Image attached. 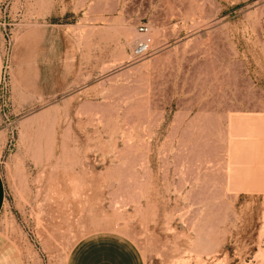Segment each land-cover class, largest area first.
Returning a JSON list of instances; mask_svg holds the SVG:
<instances>
[{
    "label": "rangeland",
    "instance_id": "rangeland-1",
    "mask_svg": "<svg viewBox=\"0 0 264 264\" xmlns=\"http://www.w3.org/2000/svg\"><path fill=\"white\" fill-rule=\"evenodd\" d=\"M0 175V264H264V0H0Z\"/></svg>",
    "mask_w": 264,
    "mask_h": 264
},
{
    "label": "crops",
    "instance_id": "crops-1",
    "mask_svg": "<svg viewBox=\"0 0 264 264\" xmlns=\"http://www.w3.org/2000/svg\"><path fill=\"white\" fill-rule=\"evenodd\" d=\"M5 200L0 175V212ZM65 264H143L137 248L118 236H101L77 243Z\"/></svg>",
    "mask_w": 264,
    "mask_h": 264
},
{
    "label": "built area",
    "instance_id": "built-area-1",
    "mask_svg": "<svg viewBox=\"0 0 264 264\" xmlns=\"http://www.w3.org/2000/svg\"><path fill=\"white\" fill-rule=\"evenodd\" d=\"M139 32H141L142 34H146V29L143 27H140ZM149 45H150L149 39L143 40L142 42L137 44V46L134 48L133 55L136 57L143 56L144 54H146L148 52Z\"/></svg>",
    "mask_w": 264,
    "mask_h": 264
}]
</instances>
